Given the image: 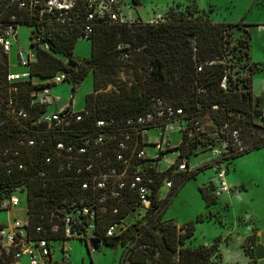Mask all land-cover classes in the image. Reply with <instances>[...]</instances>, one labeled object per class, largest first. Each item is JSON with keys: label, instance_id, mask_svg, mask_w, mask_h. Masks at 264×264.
Wrapping results in <instances>:
<instances>
[{"label": "built area", "instance_id": "1", "mask_svg": "<svg viewBox=\"0 0 264 264\" xmlns=\"http://www.w3.org/2000/svg\"><path fill=\"white\" fill-rule=\"evenodd\" d=\"M163 21L157 15L144 24ZM137 23L126 0H0V217L7 213L0 218V258L6 263L72 264L74 241L89 248L93 236L103 245L133 226L126 225L133 213L145 220L143 225L148 217L159 216L156 204L167 199L162 197L164 188L173 191L172 177L196 169L180 144L205 133L221 140L220 147L207 153V163L216 170L207 183L214 185L218 198L238 193L227 182L229 165L222 159L246 155L254 143L243 138L235 123L212 134L204 124L206 119L214 124L209 116H192L161 98L153 99L144 114L114 123L85 107L75 111L73 89L82 62L67 61L69 70L50 79L31 74L39 51L65 42L91 43L102 29ZM21 27L30 29L31 36L30 52L18 51L19 64L27 68L19 74L10 71L9 57ZM122 54L119 60L129 61V53ZM64 83L72 85V95L59 108L53 89ZM222 87L226 89V78ZM211 109L218 111L217 106ZM257 126L264 142V115ZM150 131H158L159 140H151ZM166 134H179V144L172 147ZM31 199L41 203L37 223L31 219ZM125 206L135 210L112 223Z\"/></svg>", "mask_w": 264, "mask_h": 264}, {"label": "trees", "instance_id": "2", "mask_svg": "<svg viewBox=\"0 0 264 264\" xmlns=\"http://www.w3.org/2000/svg\"><path fill=\"white\" fill-rule=\"evenodd\" d=\"M184 4L171 6L164 21L158 25L137 23L132 27L113 26L97 33L91 42L94 93L86 97L85 108L94 115L119 123L151 110L152 100L161 98L185 108L192 116L204 120L209 116L214 124L207 131L212 134H220L222 126L229 124L232 127L235 123L242 129L243 138L254 143V150L263 149L264 142L257 136V123L264 115V110L260 108V100L253 96V79L261 72L262 65L251 61V35L247 25L217 22L210 16L212 10H202L194 1ZM119 45L126 47L117 50ZM75 46L76 42L72 41L59 47L52 46L49 51H39L37 62L29 68L32 76L50 79L61 71H68L67 61L72 64L80 62L74 56ZM123 52L129 53V61L119 60ZM236 59L244 60L247 74L240 82L233 84L229 70ZM119 64L130 65L134 69V83L117 84L113 80V73ZM89 72V68L83 66L82 74L76 77V85ZM225 78L226 89L222 87ZM112 83L116 84L117 91L98 94L102 87ZM213 106H217L218 111H213ZM220 146L218 137L205 133L197 136L194 142L184 140L179 149L190 160L199 153L207 154ZM241 156L244 154H235L222 160L230 166ZM209 168H212L210 163L190 173H179L172 177V194L175 195L186 181ZM199 191L205 203V217L209 219L220 198L216 197L215 187L210 182L201 186ZM158 194L156 189L154 197ZM167 202L166 199L161 206L156 204L157 208L160 207L159 216L148 217L145 225H133L121 236L107 240L104 245L125 248L121 264L220 262L219 239L208 246L193 247L190 243L196 231L193 222L179 227L174 222L163 220ZM29 205L31 219L37 223L41 203L31 199ZM134 210L133 207H122L120 216L110 221L113 223L125 219ZM98 237L103 239L104 233H98ZM256 243L253 242L255 248ZM244 250L248 255L247 250ZM251 254L252 264H255V251ZM0 264L8 263L0 258Z\"/></svg>", "mask_w": 264, "mask_h": 264}, {"label": "rangeland", "instance_id": "3", "mask_svg": "<svg viewBox=\"0 0 264 264\" xmlns=\"http://www.w3.org/2000/svg\"><path fill=\"white\" fill-rule=\"evenodd\" d=\"M131 5L134 18L138 23H147L154 20L157 15H162L163 18L168 12L169 8L175 4H184L191 1L197 2L198 6L202 10L211 11L210 16L214 21L235 25L243 23L247 25V29L251 35V54H264V0H126ZM185 5V4H184ZM20 40L19 43H15L14 51L9 57L10 71L12 73L22 74L27 71V68L21 66L18 62V51L25 50L30 52L29 39L31 36V30L25 27H21L19 30ZM238 36V35H237ZM74 56L83 64L89 63V73L85 79L80 83V89L74 93V109L75 111L84 110L86 104V97L94 93V79H93V59H92V45L90 42L80 41L76 44L74 49ZM262 70L254 77L256 92L264 95V62L261 63ZM244 60L236 59L233 63V68L229 70L232 74V82L236 84L240 82L245 75ZM113 80L117 84L127 83L132 84L136 80V74L134 69L130 65L119 64L113 73ZM254 83V81H253ZM229 83H227L228 85ZM117 91L116 84L112 83L107 87H102L98 92L106 94L108 92ZM54 96L60 98L58 107L61 108L68 103L70 96L72 95V85L68 83L60 84L53 89ZM97 94V93H96ZM260 108L264 110V98L261 101ZM205 128H209L211 125L210 120H205ZM160 133L158 131H150L148 137L151 140H159ZM165 140L171 141V146L176 147L179 144V134H166ZM165 147V145H164ZM149 153H152L151 148L148 149ZM250 155L243 159L236 161L235 164L229 166L230 174L233 179L246 183L248 192L242 193L243 197L247 198V202L250 199L255 198L257 200L256 206L240 205L232 206L229 217L234 219L240 216V219H235V226L239 229H246V225H251L252 220H248V217L242 215L246 211H257L264 213V149L253 150ZM171 155H167V158ZM210 154L199 153L196 157H191V167L201 168L206 166L207 160ZM194 169V170H196ZM216 170L213 168L206 169L196 175L195 178L190 179L179 188L178 192L173 195L167 189L162 190V197L167 198V206L163 215V220L171 221L182 227L188 223L193 222L195 224V234L191 246L197 247L204 243L212 242L215 238L214 232H224L225 229L233 227V221L228 220L227 208L224 209L222 214L219 209L213 208L211 212V218L207 219L205 215V203L202 195L199 191L201 186H206L207 181L214 177ZM253 182H256L258 187H255ZM235 194V193H233ZM220 203L218 202V205ZM230 209V206H229ZM262 209V210H261ZM143 213V211H141ZM139 213H133L126 220V225L132 226L143 223L145 220L140 218ZM203 215L201 218L200 215ZM11 215L10 217H13ZM199 217L201 221H199ZM242 217V218H241ZM2 219L7 218V213L1 215ZM254 220V218H253ZM256 221V220H255ZM254 221V223H255ZM221 226H224L221 228ZM264 227V222L261 224ZM212 229L214 231L210 232ZM233 234L228 233L224 242L231 245L234 242L235 246H240L241 240H234ZM257 239V240H256ZM222 243L223 240L219 239ZM258 242V237L253 233L245 240L243 247L247 250L248 256H252L251 252L255 251V245L253 242ZM212 244V243H211ZM257 244V243H256ZM260 244V243H259ZM262 245V244H261ZM124 247H110L102 245L100 250L94 251L91 244L89 248L81 242L74 241L72 244V264H121ZM219 254L222 255L220 248ZM251 258V257H250ZM254 262V259H253ZM264 263V262H263ZM254 264V263H253ZM257 264V262L255 263Z\"/></svg>", "mask_w": 264, "mask_h": 264}, {"label": "crops", "instance_id": "4", "mask_svg": "<svg viewBox=\"0 0 264 264\" xmlns=\"http://www.w3.org/2000/svg\"><path fill=\"white\" fill-rule=\"evenodd\" d=\"M250 57H251L252 63L261 64L264 62V54H251ZM253 81H254V83H253V96L255 97V99H259L261 102L264 98V95L258 94L256 92L257 88L255 87V80L253 79ZM259 150H262V149H259ZM255 151H257V150H255ZM248 155H250V154L248 153L244 156L237 158L236 160H234V162L232 164L234 165L236 161H239ZM229 174H230V170L228 171V175ZM227 182H228L229 186H231L232 188H237L238 193L233 192L235 194L232 193L230 196H224V197L220 198V200H219L220 204L215 207V209H219V211H221L222 214L224 212V209L227 208L228 213H227L226 218L228 220L233 221V224H232L233 227L227 228V229H225L224 232H221V233H218L217 231L214 232L217 235H215V238L211 243H213L217 239L223 240V242L220 244V251L222 253V260L220 262L215 263V264H252V260L247 255V253L245 252L243 245L245 243V240L248 237H250V235L253 233V235L255 234L258 237L257 244L260 243L264 246V227L263 228L261 227V224H263V222H264V213H260L257 211H251V213H249V211L248 212L246 211L242 215L246 216V218L248 217V220H252L251 221L252 224L250 226L245 224V226H247L246 229H239L238 227H236L235 226V222H236L235 219H237V220L240 219V216H237L234 219H230L229 212H230L232 206L246 205V203H247V205L250 203V205L256 206L257 200L255 198H252V199H250V202H247V198L243 197L242 193L248 192V190L246 189L247 188L246 183L239 181V180H236V179H233L231 176L227 177ZM252 184H254L255 187H258L256 185L257 184L256 182L252 181ZM229 206H230V209H229ZM253 218H254V220H253ZM254 221H255V223H254ZM222 227H224V226H221V228ZM209 231L212 232L214 230L210 229ZM228 233L233 234L232 236L234 237V240H236V239L238 240V238H240V240H241L240 246H238V245L235 246L234 242L231 245H228L226 242H224L225 237ZM211 243L208 242V243H204L202 245L208 246ZM256 262H257V264H264L263 263L264 260L256 261Z\"/></svg>", "mask_w": 264, "mask_h": 264}, {"label": "water", "instance_id": "5", "mask_svg": "<svg viewBox=\"0 0 264 264\" xmlns=\"http://www.w3.org/2000/svg\"><path fill=\"white\" fill-rule=\"evenodd\" d=\"M21 56H22L24 62H26L27 61V55L23 53V54H21ZM84 66L89 68L90 64L85 63ZM79 89H80V84H77L76 85V91H78ZM179 162H180V159H179L178 163ZM90 244H91L94 251H98L102 247L101 240L98 238H93V236H90ZM254 256H255L256 261L264 260V246L263 245H261V244L256 245Z\"/></svg>", "mask_w": 264, "mask_h": 264}, {"label": "bare ground", "instance_id": "6", "mask_svg": "<svg viewBox=\"0 0 264 264\" xmlns=\"http://www.w3.org/2000/svg\"><path fill=\"white\" fill-rule=\"evenodd\" d=\"M112 241V240H111Z\"/></svg>", "mask_w": 264, "mask_h": 264}]
</instances>
